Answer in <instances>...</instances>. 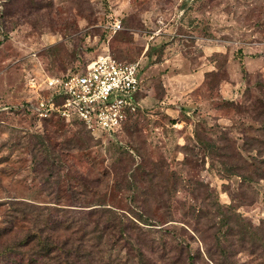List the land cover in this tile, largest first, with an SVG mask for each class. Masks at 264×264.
Masks as SVG:
<instances>
[{"label":"rangeland","instance_id":"1","mask_svg":"<svg viewBox=\"0 0 264 264\" xmlns=\"http://www.w3.org/2000/svg\"><path fill=\"white\" fill-rule=\"evenodd\" d=\"M101 54L149 69L147 98L120 131L25 111L48 93L45 77ZM263 55L264 0H0V220L12 202L77 216L108 208L124 234L152 244L144 264H264V179L241 180L264 171L253 117ZM204 63L196 86L189 74ZM111 239L85 264L136 262Z\"/></svg>","mask_w":264,"mask_h":264},{"label":"trees","instance_id":"2","mask_svg":"<svg viewBox=\"0 0 264 264\" xmlns=\"http://www.w3.org/2000/svg\"><path fill=\"white\" fill-rule=\"evenodd\" d=\"M257 86L264 92L263 83H258ZM255 103L259 106H253L256 113L253 117L259 120V128L264 130V96L256 98ZM241 160L245 162L243 158ZM261 162L264 160L259 161ZM254 178L264 179V171L254 168L241 172L242 181H251ZM7 206L0 220V264H85L88 261L85 251L91 253L92 249H101L104 235L108 240L112 238L115 245L120 244L117 242L123 239V242L132 247L136 253L132 256L136 260L134 264H144L145 250L153 252L152 244L124 234L123 228L115 222V214L108 208H89L84 210V216L83 212L77 216L73 211L60 213L62 210L54 209L58 213H52V209L47 208H41L39 211L36 209L34 213L27 204L19 202H12ZM57 231L63 232L57 234ZM12 232L15 233V239L3 244L5 242L1 239ZM61 235L63 239L58 237ZM97 253V259L101 262L103 255L100 250H97ZM175 257L176 260L181 258L180 252L176 253ZM105 264L111 262L107 261Z\"/></svg>","mask_w":264,"mask_h":264},{"label":"built area","instance_id":"3","mask_svg":"<svg viewBox=\"0 0 264 264\" xmlns=\"http://www.w3.org/2000/svg\"><path fill=\"white\" fill-rule=\"evenodd\" d=\"M120 27L115 18L104 24L110 33ZM141 81L138 62L101 54L79 72L45 77L42 84L48 93L27 101L25 111L37 119L55 117L66 123L75 121L91 131L116 133L138 106L136 93ZM30 85L36 90L40 84Z\"/></svg>","mask_w":264,"mask_h":264},{"label":"crops","instance_id":"4","mask_svg":"<svg viewBox=\"0 0 264 264\" xmlns=\"http://www.w3.org/2000/svg\"><path fill=\"white\" fill-rule=\"evenodd\" d=\"M209 70V68L207 67V65H206V63H204V66L203 67H199V68H195V69H191V73L189 74L190 75V77L191 78H193V79H191L190 81L192 82H194L195 84H196V86H198V85H201L202 83V78H203V73L204 72H206V71H208ZM148 72H149V69L148 68H146L144 71H143V73H140V77L142 78V75H146V76H148ZM140 89H141V87H140ZM140 89L137 91V93H136V99H137V102H138V105H140V103L144 100V99H146L147 98V96H144L142 99L141 98H139V91H140Z\"/></svg>","mask_w":264,"mask_h":264}]
</instances>
